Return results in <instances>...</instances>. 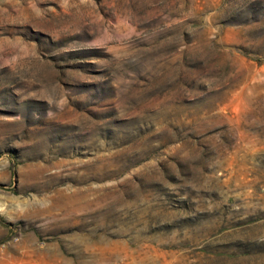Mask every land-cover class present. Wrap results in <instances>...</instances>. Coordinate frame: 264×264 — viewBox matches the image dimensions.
<instances>
[{"label": "rangeland", "instance_id": "374dc122", "mask_svg": "<svg viewBox=\"0 0 264 264\" xmlns=\"http://www.w3.org/2000/svg\"><path fill=\"white\" fill-rule=\"evenodd\" d=\"M0 264H264V0H0Z\"/></svg>", "mask_w": 264, "mask_h": 264}]
</instances>
